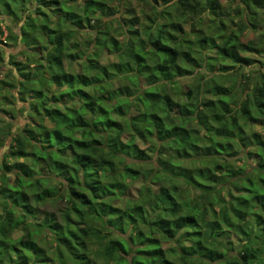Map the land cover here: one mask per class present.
I'll return each mask as SVG.
<instances>
[{"label": "trees", "instance_id": "obj_1", "mask_svg": "<svg viewBox=\"0 0 264 264\" xmlns=\"http://www.w3.org/2000/svg\"><path fill=\"white\" fill-rule=\"evenodd\" d=\"M109 1L0 0L4 44L41 51L2 59L0 112L24 99L27 120L0 116V264H264V74L240 72L264 0Z\"/></svg>", "mask_w": 264, "mask_h": 264}, {"label": "rangeland", "instance_id": "obj_2", "mask_svg": "<svg viewBox=\"0 0 264 264\" xmlns=\"http://www.w3.org/2000/svg\"><path fill=\"white\" fill-rule=\"evenodd\" d=\"M118 2H119V0H110L109 1V3L111 5H117ZM223 3L225 5V7H226L227 6V2L223 1ZM127 6L128 7H133V8H135V10L137 12H139V10H140L142 5H141L140 0H129V1H127ZM44 11H46V9H44ZM263 17H264V15H263ZM49 19L51 21V16L49 17ZM206 19L208 20L209 17L206 16ZM5 20H7V22L11 26L13 32H15V33L19 32L18 25H19L20 22H17V23L13 22L9 17H7ZM3 23L4 22H2L1 25H2L3 30H4L5 24H3ZM205 24L207 25L208 23H205ZM206 25H204L203 27L204 28L207 27ZM261 28L262 27L259 26L258 28H255V29L252 28L250 30L245 31L243 33L241 39L243 41H248V40H252V39L256 41V39L258 37V34L261 32ZM6 33L7 32L4 31V34L0 36V79L8 80L9 76L6 77L4 75V69H5V67H7V65L2 60V59L6 60V58H7L6 55L14 54L16 60L26 62L25 69H30L32 67V64H29V60L32 59L33 57L37 56V55H40L41 51H40V49H39V47L37 45H28V46L32 47V48H30V47H28L26 45H18V44L16 45V43L13 42V41H9V42H7V44H4V39H5V34ZM87 39H88V37H87L86 34H83V33L77 34L74 37V39H73V43H75V42L76 43H81V45H77L76 46V50L79 49V48L84 49L85 48L84 47L85 46V42H86ZM243 55H249L250 57H252L254 59V63L251 66H242L241 69H240V72L242 71L243 73H250V74L254 75L255 71H258V69H259L264 74V52L256 54V55L255 54H249L248 52H244ZM100 58H101L100 61L103 64H107V63L117 62L118 61V59L114 55H112L111 53L110 54H105L104 53V54L101 55ZM65 68L68 71H78L79 70V64L77 62H73L71 64L69 62H66ZM203 72H204V70L200 74H196L195 73V75H192L190 77L179 79V81H178V84H179L178 87L179 88H176V87H174V86L169 84L167 86L168 93H170L171 97L174 100H177V101L182 103L185 100V98L183 96V92L187 91L188 87H195L196 85H199V86L203 85L204 86V82L205 81H203L201 79V77H200L201 75H202V77H206V81H208V79H210L211 77H213L215 75V73L210 72L209 70L207 72H204L205 74H203ZM239 79L240 78H238V80ZM228 84H229L228 82L224 83V85H226V86ZM204 89H205V86H204ZM12 90L15 93V91H17V88L14 87V88H12ZM202 94H203V96L208 97V98L213 97L209 93H204L203 92ZM208 98H206V99H208ZM25 99H27V98H25ZM11 101L12 102L8 106H4V107H7V109L10 110L9 113H11V114L8 115V117H10L11 120L8 119V117H6L2 112H0V116L2 117L1 119H4L2 125H5L6 127L10 125L11 129L13 131H16V130H19L21 128V126L27 120L26 119V110H25L26 107H27V100H24V99L20 100L19 98H17V99H13ZM205 112H207V110H205ZM13 114H14V116L12 118ZM252 128L254 130H256V131H259L262 135H264V115L261 116V118H260V120L258 122H256L255 124H252ZM5 130H7V129L5 128ZM6 139L7 140L10 139V137H8ZM138 144L142 148L145 147L143 145V143H141L139 141H138ZM154 148H156V146ZM5 151L0 149V160L2 158L3 152H5ZM147 153L153 157L152 159H154V156L156 155L155 154L156 152L148 151ZM240 163H241L240 161L237 162V164H240ZM139 185H140L139 181L135 182L133 184V186L129 188L130 191L128 193L130 195H136L137 189L139 188ZM155 188H156V185H154V189ZM117 204H122V201L117 202ZM46 207L49 208V206H46ZM0 212H1V209H0ZM18 234L19 233H15L14 236H17ZM41 237H42V235L40 236V238ZM228 239H232L233 241L235 240L234 237H230ZM224 241H226L224 243H227V240H224ZM172 245H174V243H172V241L162 242V246L163 247H168V246H172Z\"/></svg>", "mask_w": 264, "mask_h": 264}]
</instances>
